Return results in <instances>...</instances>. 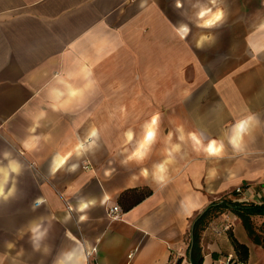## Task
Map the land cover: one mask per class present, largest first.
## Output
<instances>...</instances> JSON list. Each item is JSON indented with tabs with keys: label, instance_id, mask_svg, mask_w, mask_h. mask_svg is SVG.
<instances>
[{
	"label": "crops",
	"instance_id": "1",
	"mask_svg": "<svg viewBox=\"0 0 264 264\" xmlns=\"http://www.w3.org/2000/svg\"><path fill=\"white\" fill-rule=\"evenodd\" d=\"M202 6L211 7L209 0H0V157L9 152L23 165L15 197L0 200V253L6 241L15 242L14 254L0 261L22 264L23 253V264H51L52 256L42 258L18 236L29 220L45 215L52 221L49 243L54 251L72 248V264L93 248L95 264H172L184 257L189 264L186 237L213 202L264 205V14L253 13L264 11V0H217L225 16L212 30L198 27ZM182 24L190 28L186 39L182 30L177 35ZM209 31L214 46L197 49ZM84 60L101 82L96 95L71 114L47 110L42 127L30 133L29 117L46 103L44 85ZM155 112L162 131L182 124L205 143L249 113L262 123L242 156L229 148L223 158L209 157L186 141L170 166L171 182L161 188L140 169L163 158V139L143 165L120 164L124 132L132 128L139 136ZM92 127L99 147L78 158L73 149ZM37 134L38 147L26 150L24 141ZM57 153L63 162L54 164ZM135 189L152 195L128 209L131 199L122 196ZM37 197L46 203L33 212ZM93 198L95 206L74 210ZM115 206L122 220L109 217ZM251 221L253 235L233 212L213 219L200 234L203 264L238 260L232 236L247 246L246 264H264V216ZM226 222L231 229L218 235Z\"/></svg>",
	"mask_w": 264,
	"mask_h": 264
},
{
	"label": "clouds",
	"instance_id": "2",
	"mask_svg": "<svg viewBox=\"0 0 264 264\" xmlns=\"http://www.w3.org/2000/svg\"><path fill=\"white\" fill-rule=\"evenodd\" d=\"M216 4L217 0H209L211 7H200L197 12V19L201 23L198 24V27L212 30L222 25L225 13L221 8L215 7ZM181 30L184 35L180 38L186 39L190 33L189 26L182 24L177 30V35H180ZM216 39V36L209 31L199 37L195 46L197 49L204 50L205 45L208 47L214 46ZM74 63L78 65L75 70L57 72L44 85L46 103L35 115L29 117L32 125L29 128L30 133H36L37 129L42 127L41 122L46 119L47 110L71 114L86 108L90 99L96 95L101 82L96 77L95 65L87 62V60ZM121 111H123V108H121ZM261 123L262 121L255 113H249L234 120L224 130L221 138H213L205 143L201 133L186 131L182 124L177 125L172 131H162L161 113L155 112L144 121L139 136L132 128L124 132V158L120 161V164L123 167H127L130 163L143 165L145 161L151 158L154 147L163 139V158L153 163L151 169L141 167L140 174L145 178L151 176L157 185L164 188L171 182L170 166L175 163L177 156L182 154L183 145L186 141L191 142L193 151H203L209 157L223 158L229 148L234 156H242L247 154L249 142L255 140L254 133L261 126ZM99 138V130L96 127L90 128L87 135L77 142L73 152L78 158L93 152L99 147ZM41 139L42 136L39 134L30 135L24 141L23 146L26 150H34L38 147ZM68 155L70 156L72 153ZM10 157L9 152H4L0 157V200L4 202H9L15 197L19 177L23 175V165ZM57 162H63L60 160L59 153L53 157V163L56 164ZM76 167L77 165H73L70 171H74ZM52 171L55 172L56 168L53 167ZM45 203L42 197H37L31 204V210L35 212ZM91 206H95L94 198L79 201L74 206V210L84 212ZM69 207L73 208L72 205H69ZM181 207H183V203ZM188 214L191 215V212ZM69 218V216H65V220ZM84 218L83 216L80 217L81 220ZM51 228V219L45 215H40L27 222L26 231L23 227L18 229V236L20 239L26 236L31 251L40 254L42 258L52 256L51 264H72L74 258L72 248L54 251L49 243ZM14 249L15 242L6 241L5 253H0V255H13ZM19 259L23 264V253L19 255ZM0 264H8V261H0ZM81 264H88V258L85 257Z\"/></svg>",
	"mask_w": 264,
	"mask_h": 264
},
{
	"label": "trees",
	"instance_id": "3",
	"mask_svg": "<svg viewBox=\"0 0 264 264\" xmlns=\"http://www.w3.org/2000/svg\"><path fill=\"white\" fill-rule=\"evenodd\" d=\"M151 195L152 192L149 190L135 189L122 196V199L127 200L130 197L131 200L129 201L127 208L131 209ZM227 211L233 212L239 218H241L250 235H253L255 231L253 223L251 221V217L264 216V205L258 206L254 204H240L234 203L230 200L213 202L208 207V209L205 210L201 215H198L194 221V227L191 235L192 239L187 251L189 264H203L204 256L199 246L200 234L213 219L217 218L219 215ZM231 239L238 257V261L246 264L249 258V250L247 246L240 244L233 236L231 237ZM190 251L191 254L189 256ZM183 262L184 258H179L175 263L172 264H183Z\"/></svg>",
	"mask_w": 264,
	"mask_h": 264
},
{
	"label": "built area",
	"instance_id": "4",
	"mask_svg": "<svg viewBox=\"0 0 264 264\" xmlns=\"http://www.w3.org/2000/svg\"><path fill=\"white\" fill-rule=\"evenodd\" d=\"M241 190L242 189H238L237 193L238 194L241 193ZM108 215L113 221L122 220L123 216H124V214H123V212L119 206H115V207L111 208L108 212ZM231 226L232 225L230 222H226L220 231L217 230L218 235L223 233V232L229 231L231 229ZM96 254H97L96 248H93L90 252L87 253L88 264H95ZM133 256H134V254H130L128 256V259H132ZM225 264H244V263L239 262L237 259H234V257L231 256V257L226 258Z\"/></svg>",
	"mask_w": 264,
	"mask_h": 264
},
{
	"label": "rangeland",
	"instance_id": "5",
	"mask_svg": "<svg viewBox=\"0 0 264 264\" xmlns=\"http://www.w3.org/2000/svg\"><path fill=\"white\" fill-rule=\"evenodd\" d=\"M252 5H255V3L254 4H252ZM254 12H258V14H264V11H259V10H255V11H253V13ZM243 13H247L248 14V11H242V16H243ZM253 226H254V224H253ZM255 227V226H254ZM191 243V237H190V235L188 234V236L186 237V240H185V244H186V247H189V244ZM184 259H185V257H184ZM176 261H174L173 263H175Z\"/></svg>",
	"mask_w": 264,
	"mask_h": 264
},
{
	"label": "water",
	"instance_id": "6",
	"mask_svg": "<svg viewBox=\"0 0 264 264\" xmlns=\"http://www.w3.org/2000/svg\"><path fill=\"white\" fill-rule=\"evenodd\" d=\"M190 254H191V251H190Z\"/></svg>",
	"mask_w": 264,
	"mask_h": 264
}]
</instances>
